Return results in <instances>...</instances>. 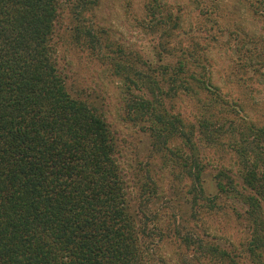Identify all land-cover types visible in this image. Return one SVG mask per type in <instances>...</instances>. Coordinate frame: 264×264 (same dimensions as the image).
<instances>
[{"label":"trees","instance_id":"trees-1","mask_svg":"<svg viewBox=\"0 0 264 264\" xmlns=\"http://www.w3.org/2000/svg\"><path fill=\"white\" fill-rule=\"evenodd\" d=\"M59 1L0 0V264H148L111 130L94 107L70 95L58 69L52 37ZM245 1L264 25V0ZM232 2L214 6L229 9ZM208 12L201 6L202 15ZM215 22L228 32L244 28L229 18ZM197 47L191 41L159 70L110 58L126 90L125 113L148 133L155 152L180 162L193 204L234 198L245 206L246 251L251 263L264 264V122L213 82ZM256 55L248 67L264 75V56ZM183 95L201 103L194 122L171 111L170 100ZM209 147L236 166L235 175L230 163H217L211 197L203 185L210 161L202 149ZM181 239L210 261L239 264L218 244Z\"/></svg>","mask_w":264,"mask_h":264},{"label":"rangeland","instance_id":"rangeland-1","mask_svg":"<svg viewBox=\"0 0 264 264\" xmlns=\"http://www.w3.org/2000/svg\"><path fill=\"white\" fill-rule=\"evenodd\" d=\"M215 3L219 0H88L83 8L77 0L59 1L52 37L58 69L70 95L94 107L111 130L131 209L145 231L148 264L221 263L210 261L197 245H186L184 235L234 252L239 264H253L246 251L251 222L244 218L245 206L234 198H218L206 206L202 200L192 203L190 181L179 174L180 162L170 160L168 151L155 152L148 133L127 118L126 90L110 60L159 70L157 65L173 62L174 54L194 41L213 82L241 102L256 123H263L264 75L253 74L248 64L256 62L257 53L264 56V25L251 18L245 0H233L229 9L215 8ZM201 6L209 11L206 15ZM218 17L244 28L222 30L215 22ZM170 101L171 111L185 121L194 122L201 113V103L193 98ZM202 150L210 161L203 185L211 197L217 163H230L235 175L236 166L220 149Z\"/></svg>","mask_w":264,"mask_h":264}]
</instances>
